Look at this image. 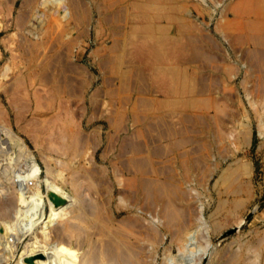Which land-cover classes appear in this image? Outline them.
Masks as SVG:
<instances>
[{"label":"rangeland","instance_id":"obj_1","mask_svg":"<svg viewBox=\"0 0 264 264\" xmlns=\"http://www.w3.org/2000/svg\"><path fill=\"white\" fill-rule=\"evenodd\" d=\"M0 127L41 172L44 155L83 169L126 264H264V0H0ZM7 142L19 185L28 157ZM26 242L0 241V264Z\"/></svg>","mask_w":264,"mask_h":264},{"label":"bare ground","instance_id":"obj_2","mask_svg":"<svg viewBox=\"0 0 264 264\" xmlns=\"http://www.w3.org/2000/svg\"><path fill=\"white\" fill-rule=\"evenodd\" d=\"M0 129L8 142L16 146L17 153L28 157L27 171L22 173V177L17 175L18 178L21 177L17 179V184L21 182L20 186L16 185V178L12 180L13 176L9 177L13 165L10 166L7 163L8 165L0 166V184H2L0 187V231L3 232L0 241L5 247V255H9L14 243L21 244L22 239L25 238L27 241L25 247L28 248L29 244L36 248L37 252H33L31 258H28L26 248L22 253L23 257L21 256L15 264H57L50 259V256H54L45 252L51 244L52 237L59 234L65 239L76 240L84 237L86 242L89 241L85 244L87 250L84 248L79 250V253L62 264H126L128 254L125 246L127 245L121 228L115 225L111 214L107 212L106 222H104L100 216V207L92 200H85L82 192L80 193L81 188L80 191L78 189L76 175L82 174L83 169L71 167L61 158L44 155L41 156L45 162L44 171L41 172L23 142L9 129L4 127ZM61 147L63 157L67 155L65 154L67 149L66 146ZM0 149L6 152L5 149ZM52 163L58 168H52ZM64 168L68 171L66 176H63ZM4 187H7L6 192L1 195ZM93 229H97V233L94 238H90L88 232Z\"/></svg>","mask_w":264,"mask_h":264}]
</instances>
